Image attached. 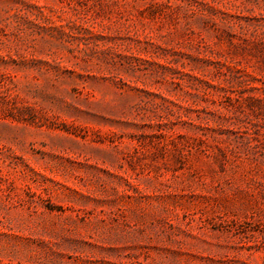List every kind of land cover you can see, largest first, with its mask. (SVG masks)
<instances>
[{"label":"rangeland","instance_id":"374dc122","mask_svg":"<svg viewBox=\"0 0 264 264\" xmlns=\"http://www.w3.org/2000/svg\"><path fill=\"white\" fill-rule=\"evenodd\" d=\"M0 264H264V0H0Z\"/></svg>","mask_w":264,"mask_h":264}]
</instances>
